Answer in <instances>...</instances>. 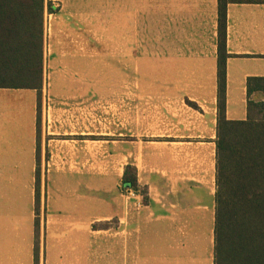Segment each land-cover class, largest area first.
<instances>
[{
	"label": "crops",
	"instance_id": "obj_1",
	"mask_svg": "<svg viewBox=\"0 0 264 264\" xmlns=\"http://www.w3.org/2000/svg\"><path fill=\"white\" fill-rule=\"evenodd\" d=\"M48 1L44 59L72 77L0 88V264H213L217 0ZM229 1L225 114L244 121L247 79L264 78V0ZM96 54L118 55L110 163L92 157L91 99L72 96ZM94 163L118 180L112 207L68 184ZM127 165L146 203L121 191Z\"/></svg>",
	"mask_w": 264,
	"mask_h": 264
},
{
	"label": "trees",
	"instance_id": "obj_2",
	"mask_svg": "<svg viewBox=\"0 0 264 264\" xmlns=\"http://www.w3.org/2000/svg\"><path fill=\"white\" fill-rule=\"evenodd\" d=\"M216 191L213 264H264V78L246 83L247 117L226 118V50L229 0H217ZM48 0H0V88L36 90L43 86L45 16ZM192 107L196 108L195 105ZM121 191L132 190L147 202L137 171L127 165Z\"/></svg>",
	"mask_w": 264,
	"mask_h": 264
},
{
	"label": "rangeland",
	"instance_id": "obj_3",
	"mask_svg": "<svg viewBox=\"0 0 264 264\" xmlns=\"http://www.w3.org/2000/svg\"><path fill=\"white\" fill-rule=\"evenodd\" d=\"M45 29L48 30V16H45ZM118 55L96 54L92 62L87 61L92 67H88V78L80 79L73 70L72 96L81 92L92 101L91 107V140H92V157H106L108 163L112 161L114 156V136L116 129V83L118 81L117 71L111 65L117 63ZM110 60V61H109ZM81 59L73 56V63H80ZM143 64L148 65V59H143ZM52 60L46 56L43 68V85L56 86L60 78H70V73L56 72L51 68ZM110 64V65H107ZM143 66V68H144ZM52 69V70H51ZM82 70L86 71L84 67ZM80 75V74H79ZM78 78V79H77ZM142 78H148V71H142ZM66 89V88H64ZM49 94L55 96V88H48ZM61 95H67L62 90ZM71 92L69 91L68 94ZM86 176L84 172V181L79 180L75 176L69 178V183L75 185L79 181L83 189V195L88 196L89 206L112 207L113 198L117 193L116 185L118 180L108 174V171L101 170L100 165L91 164L90 172Z\"/></svg>",
	"mask_w": 264,
	"mask_h": 264
},
{
	"label": "flooded vegetation",
	"instance_id": "obj_4",
	"mask_svg": "<svg viewBox=\"0 0 264 264\" xmlns=\"http://www.w3.org/2000/svg\"><path fill=\"white\" fill-rule=\"evenodd\" d=\"M49 141H51V140L48 139V140L46 141V143H48Z\"/></svg>",
	"mask_w": 264,
	"mask_h": 264
}]
</instances>
